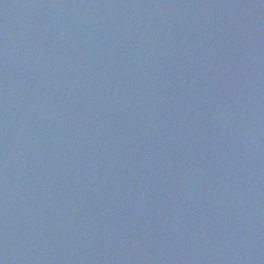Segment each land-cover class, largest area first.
I'll return each instance as SVG.
<instances>
[{
    "label": "water",
    "instance_id": "obj_1",
    "mask_svg": "<svg viewBox=\"0 0 264 264\" xmlns=\"http://www.w3.org/2000/svg\"><path fill=\"white\" fill-rule=\"evenodd\" d=\"M0 264H264V0H0Z\"/></svg>",
    "mask_w": 264,
    "mask_h": 264
}]
</instances>
